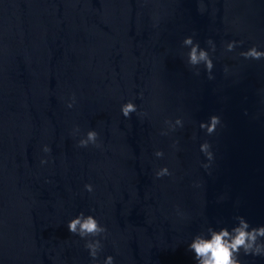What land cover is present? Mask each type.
Returning <instances> with one entry per match:
<instances>
[{
	"label": "water",
	"instance_id": "obj_1",
	"mask_svg": "<svg viewBox=\"0 0 264 264\" xmlns=\"http://www.w3.org/2000/svg\"><path fill=\"white\" fill-rule=\"evenodd\" d=\"M188 36L214 42V79L187 64ZM252 46L264 0H0V264H195L188 245L209 227L264 225V58L239 55ZM89 130L100 147L77 146ZM81 212L107 230L95 260L67 230Z\"/></svg>",
	"mask_w": 264,
	"mask_h": 264
},
{
	"label": "clouds",
	"instance_id": "obj_2",
	"mask_svg": "<svg viewBox=\"0 0 264 264\" xmlns=\"http://www.w3.org/2000/svg\"><path fill=\"white\" fill-rule=\"evenodd\" d=\"M202 3L198 6V11L201 13L204 11ZM185 47L189 48L187 52V64L195 69L194 75L199 76V65H203L207 73L209 80L214 79L212 75V69L214 67L210 52H215V44L211 39L206 41L208 50L201 48L198 43L193 41L192 36L185 37L182 41ZM242 42L229 41L225 44V51L231 52L235 47ZM244 59L260 60L264 58V51L258 50L256 46H252L246 51L239 53ZM224 72H228V68H224ZM75 102L73 96L67 103V107L71 108ZM120 112L125 118H129L130 114L137 112V106L129 101L125 102L120 107ZM140 115H144L140 113ZM164 124L167 126V130H162L161 135H167L169 131H175L177 127H183V121L181 118H176L174 121L166 119ZM222 125L221 118L217 115H211L207 122H201L199 128L205 131L206 135H212L216 132L218 126ZM79 132L78 128L73 129V135ZM99 134L95 130L87 131L86 135L80 138L77 142L78 147H88L89 145L100 147L98 143ZM176 142H173L175 147ZM44 153H49L50 148L44 145L42 148ZM200 152L204 155L208 163L202 164V167L208 169L210 163L213 160V152L211 151V145L205 141L200 144ZM157 158L163 157L164 153L160 150L154 152ZM48 161L45 159L40 160V164L43 165ZM172 173L167 167H161L155 171L156 178H162L164 176H171ZM84 188L88 192L93 191L91 184H85ZM235 219L238 223L229 230L226 227H221L218 231L209 227L207 229V237L204 234H198L193 237L188 245L189 251L194 256L195 264H241L238 259L241 252L244 255L252 256H264V242H261V238H264V225L258 227H250L249 223L242 216H237ZM67 230L85 239L84 247L88 250L89 256L95 260L102 245L101 240L96 237L103 238L106 233V228L101 225L96 218L92 215H85L83 212L76 215L74 218L68 221ZM91 238V239H89ZM104 264H113V257L107 256L104 260Z\"/></svg>",
	"mask_w": 264,
	"mask_h": 264
}]
</instances>
